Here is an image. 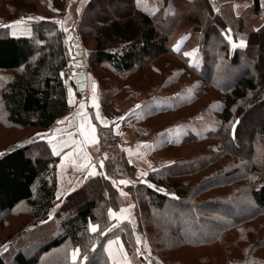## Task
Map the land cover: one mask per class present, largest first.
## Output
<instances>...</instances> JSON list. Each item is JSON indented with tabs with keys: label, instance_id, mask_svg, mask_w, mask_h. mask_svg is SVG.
Segmentation results:
<instances>
[{
	"label": "trees",
	"instance_id": "trees-1",
	"mask_svg": "<svg viewBox=\"0 0 264 264\" xmlns=\"http://www.w3.org/2000/svg\"><path fill=\"white\" fill-rule=\"evenodd\" d=\"M46 1L51 11L69 4L7 0L0 7L35 10ZM217 8L213 10L212 0H88L77 26L79 42L81 33L94 41L88 71L103 67L120 80L145 76L153 63L169 55L187 68V60L171 50L172 35L186 26L174 42L188 34L200 43V67L189 71L222 94L204 106L212 118L220 115V122L199 134L186 129L188 122L176 123L178 128L169 130L178 140L155 143L154 157L170 163L150 172L147 183L138 182L136 169L118 154L113 131L95 122L99 155L106 156L105 176L91 177L59 199L60 157L37 134L52 130L69 112L61 73L76 57L77 44L69 46L71 31L63 32L55 18L34 20L29 34L18 37L0 25V123L20 132L35 131L30 135L34 141L14 143L0 154V235L2 222L15 221L12 233L0 236V264H72L69 253L76 247L87 255L82 264H113L105 248L117 237L132 264H148L138 253L139 237L155 256L150 264L194 263L193 253L226 239L234 245L223 261L212 263L206 257L205 264H264V251L258 254L264 250V27L253 28L264 16L262 0H253L240 16L231 3ZM227 29L235 48L224 36ZM237 40L247 46H238ZM166 78L168 74L160 85ZM121 95L114 86L100 94L106 116L112 115V102ZM153 95L160 101L159 93ZM161 112L158 108L152 119ZM187 144L204 146L191 156L171 155ZM128 178L136 182L123 188L133 200L135 224H117L108 209L119 211L125 202L112 180ZM89 222L98 225L96 233L88 231ZM102 230L104 235L99 234ZM252 232L257 236L251 238Z\"/></svg>",
	"mask_w": 264,
	"mask_h": 264
},
{
	"label": "rangeland",
	"instance_id": "rangeland-1",
	"mask_svg": "<svg viewBox=\"0 0 264 264\" xmlns=\"http://www.w3.org/2000/svg\"><path fill=\"white\" fill-rule=\"evenodd\" d=\"M6 1L7 0H0V3H5ZM29 2H32V0H27V3ZM78 3L80 4V0H78ZM79 4L73 10L70 9V12H62L64 11L62 10L60 13L57 11H51V3L49 1L38 4L37 9L35 10H32L31 8L26 9L11 7L10 9H8L6 7H0V25L7 26L10 29L11 35H28L31 27L30 25L34 20L44 17L58 19L59 21H62L64 25L70 27L69 31H71L72 35H70L68 32L69 36H71L68 38L69 46L73 48V44H77L76 50L79 58L88 60L89 55H87V53L94 46V41L88 34L81 33V36L79 37V45V41L77 40L78 31H76V28L80 20V10L83 7L82 4ZM73 6V3L70 4V8ZM16 21H20L21 23L17 24ZM184 30H186V26L178 29L176 33L172 35L171 50L173 54L180 55L187 60V68L177 58L169 55L167 57H162L158 61L153 63V65L148 70H146L148 71V73L145 76L137 74L129 79L120 80L121 78H114L109 71L100 67H93L92 70L89 71L91 74H96L97 78H100V81H98L101 82L104 88L109 86L110 89L112 86H114V88H117V90H122V95L120 96V98L115 97L112 102L111 114L117 113L120 106L126 103L130 98L135 97L138 93H147L150 94V96L152 95L154 97L155 95L153 94L159 93L161 95V99L158 102L167 104L165 110H176L180 109L181 106H184V109L178 112L179 114H177L176 117L177 120H167V118H171L172 114L159 115L157 118L149 120L147 125L145 126V129L149 130L150 132L152 130L154 135H156L157 131L160 132L161 130H166L167 128L170 130L177 129L179 125L176 123L189 122L190 120L195 118L200 120L207 119L219 125L220 115L217 116L218 119L212 118V116L205 111L204 106L208 105V103L211 101L212 96V100L222 99L223 96L214 88L204 85L205 82L203 80H200L198 76H195L194 74L192 75L190 73L189 69H198L200 67L201 55L199 54V52L201 50V45L196 41V38L188 36V34H184L174 42V40L178 36H180ZM82 36L84 37L83 41ZM67 37L68 35L66 36V39ZM185 53H188L189 55L186 56ZM166 74H168V78H166L165 80V85L162 87L161 91H158L157 87L162 81L164 82V77ZM196 89L198 90V92H196ZM205 91H208L207 94L205 93ZM181 92H184L182 93L183 95L181 94ZM258 116L263 115L259 114ZM79 117L82 118V116ZM213 117L216 116L213 114ZM140 125H142V123ZM140 125L138 127L139 129ZM34 132V130L20 132L15 129H8L6 124L0 123V149H4L0 152V154L9 151L12 147L15 146L13 145L14 143L24 145L30 143L32 140L34 141L32 136H30ZM76 135L80 136L79 133H77ZM203 146L204 144H187V146H185L183 150L174 151L171 155L178 157L189 155L191 156L195 154L193 152L199 151L201 148H203ZM167 162L170 163L169 161ZM70 169L71 168L60 170V176H58V179L60 181V195L63 194L65 185L68 183V180L71 179V177H75V183L71 188L77 187L76 179L79 171H71ZM222 211L228 212L226 210ZM227 214H230L231 218L236 215L234 213ZM122 217H126L125 214ZM129 217H131V219L129 220L126 218L127 221H133V223L135 224L134 217H132V215H130ZM260 218L261 221H264V216H260ZM9 219L6 221V223L2 222V234L0 236H6V233L8 232L12 233L11 227H13L15 221H13L14 218L12 220ZM178 223L183 224L182 221H178ZM250 234L251 238H254L255 235L257 236V234L253 232ZM138 239L141 241V243H139L140 250L138 253L140 257L142 256L143 259L148 264H150L151 259L155 258V256L153 255V252L151 251L148 243L140 237ZM114 244L115 243L111 245V248L114 246ZM233 245V239H226L224 243L220 244L217 247L203 250L200 253H193L191 257L193 258L192 261L194 263L189 262V264H205V261L202 259L206 257L212 263H221L229 250L233 247ZM261 250L262 249H260L258 253L260 255H262L264 251ZM118 254L119 253L115 252L114 255L116 256ZM115 256L113 257L119 260L120 264H126V261L123 259L122 254L117 257ZM127 264H132L128 257Z\"/></svg>",
	"mask_w": 264,
	"mask_h": 264
},
{
	"label": "crops",
	"instance_id": "crops-1",
	"mask_svg": "<svg viewBox=\"0 0 264 264\" xmlns=\"http://www.w3.org/2000/svg\"><path fill=\"white\" fill-rule=\"evenodd\" d=\"M72 3L74 4V6L70 8V4ZM87 3L88 0H80V4L78 3V0H70L68 6L63 9L64 11L62 10L61 11L70 12L76 6H78V4L79 5L82 4L83 7L80 10V16H81ZM228 3H231L233 5L235 15L240 16L246 9L252 6L253 0H212L213 9L214 8L218 9L217 7ZM262 8L264 11V0H262ZM61 11H57V12L60 13ZM60 26L62 30L64 28H67L68 29L67 33L70 32L69 31L70 27H67V25L60 23ZM263 27H264V16H262L253 23V28L255 31H259ZM63 32L65 31L63 30ZM70 35H72V33H70ZM13 36L18 37L22 35H13ZM237 41H238L237 42L238 46H240L241 40H237ZM244 42L245 45L247 46V42L246 41ZM246 46L242 48H245ZM75 59L76 60L82 59L84 61V69L88 77V85H87L86 93H81L79 89L74 85L72 80L73 77L72 72L76 68L73 66V62L75 61ZM87 65H88L87 59L79 58L78 54L76 55L75 58L70 60L68 64V68L64 72V80L67 83L69 101L72 102L71 103L69 102L70 109L68 114L64 118L60 119V120H65L66 122L63 124H56L54 128L50 131L38 133L41 134L39 135L41 140H45L49 142L48 135L54 134L55 140H53L52 143H56L57 141H67V144L69 145L68 147H63L61 144H57V151L61 152V155H56L60 157V163L58 166V176H60L59 174L60 170L66 168H71L70 169L71 171L74 170L73 165L71 164V160L76 159L78 163L84 162L82 160V153H76V146L80 144L83 137L78 136L76 134L79 133V129H80L81 118L79 116L86 115L88 121H90L95 127L97 126L95 122H97L98 127L104 129H111L113 131L114 135L117 136L119 139L117 143L118 154H124L129 165L136 169V178L138 179V182L147 183L146 178L150 172L159 170V168L169 164L164 159L154 157L155 143L164 142L165 140H170L173 138L178 140V137H176L175 134L172 133L168 128L166 130H161L158 134L154 135L152 130L150 132L149 130L145 129V126L147 125L148 121L152 119L153 114L157 113L158 108L162 110L161 114H158V116L172 114L171 118H167V120L169 121L170 119L177 120L176 119L177 114H179L178 113L179 111L184 109V106H181L180 109H176V110H169V109L165 110L167 104L159 103L157 100L152 99L150 94L138 93L135 97L130 98L126 103L120 106L117 113L112 114L111 116H106L103 113L99 96L102 92L108 90L109 86L104 88L101 82H99L100 78H97L96 74H91L87 70L88 68ZM93 84L96 85L94 93L92 87ZM163 86L164 85H159L158 87L162 88ZM69 89H71V95L69 94ZM93 95H95L96 98L95 103L97 107H93V100H92ZM80 104L84 105L83 109L80 108ZM136 105H140V107L136 108ZM78 113H80V115H78ZM97 115H99L103 119L102 120L97 119ZM121 117H123V119H121ZM104 121H107L106 126L104 124ZM141 123L142 125H140ZM139 125H140V129L138 128ZM216 126H217L216 123H213L207 119L200 120L195 118L188 122V124L186 125V129L193 130L194 132H196V134H199L200 132L203 131L207 132L208 130L215 129ZM56 129H59L60 131H55ZM96 135H97V127H96ZM83 147H84V151L87 152L89 157L91 158L92 163L96 164L95 171L98 173L97 175L105 176L104 166L103 168H101L99 167V163H98L99 159L101 158V156L99 155V151H97V148H99V139L97 140V144L95 145L85 144ZM67 153H74L75 155L70 156L68 161H65V154ZM129 161H131V163ZM141 172H146L147 175L141 176L140 175ZM85 176H87V173H82L80 171L78 172V176L76 179L77 187L75 188H71L75 183L74 181L75 177H71V179H69L68 183L65 185L63 194L61 195L59 194V187H58L59 197L61 196L60 198H65V196H67L70 192L73 191V190L69 191L70 189L75 190L78 187H80L82 184H84L87 180H89L91 177H94V176H87V178L85 179ZM127 180H130L133 183H130L128 185H119L120 189H123L128 186H132V184L136 183L131 178H128ZM58 182H60L59 179ZM122 197L125 202L123 206V209H125V211L122 214V216H124L125 214L126 217H122L120 220H117L115 217L111 218L112 220H115L117 224H121L122 222L127 221V219L130 220L131 217L129 216L132 215L133 217L134 215V211H133L134 207L129 208V205L133 206L132 198L130 197L129 194L127 196H122ZM113 212L116 214V216H121L120 210ZM121 245L123 246L124 253L127 254L124 244L120 239L118 243H115L112 248L111 246L107 245V247H109V251L112 253V256H115L114 255L115 252L119 253L115 257L120 256L122 254L119 251ZM109 251H107L108 254Z\"/></svg>",
	"mask_w": 264,
	"mask_h": 264
},
{
	"label": "snow or ice",
	"instance_id": "snow-or-ice-1",
	"mask_svg": "<svg viewBox=\"0 0 264 264\" xmlns=\"http://www.w3.org/2000/svg\"><path fill=\"white\" fill-rule=\"evenodd\" d=\"M138 2H139V0H138ZM213 10L214 11H218V9H215V8ZM16 23L19 24L21 22L20 21H16ZM57 23H63V22L62 21H57ZM63 30L65 32L68 31L67 28H64ZM230 31H231L230 29L225 30L224 36L228 40L229 44H231V46L233 48H235V47H237V45L232 41V38L229 35ZM244 46H246L245 42L243 40H241L240 41V47H244ZM176 50H178V49H176ZM185 55L187 56L189 54L185 53ZM63 75L64 74L61 73V76H63ZM92 87H93V93H94L96 85L93 84ZM69 94L71 95V89H69ZM95 99H96L95 95H93V97H92L93 107H97V105L95 103ZM69 102L71 103L72 101H69ZM83 107H84V105L80 104V108L83 109ZM139 107H140V105H136V108H139ZM78 115H80V113H78ZM97 119L102 120L103 118L100 117L99 115H97ZM121 119H123V117H121ZM65 122H66L65 120H60V121H57V124H63ZM104 124L106 126L107 125V121H104ZM55 131H60V130L56 129ZM37 135L39 136L41 134H37ZM45 135H47V134H45ZM79 135L81 137H83V139L80 142V144L76 146V153H82V160L84 162L78 163V161L76 159H73V160H71V164L73 165L74 170L80 171L82 173H87V176H95V175L98 174L95 171L96 164L92 163L91 158L89 157L88 153L84 151V147L83 146L85 144H93V145L97 144L98 138H97V135H96V127L90 121H88L86 115L82 116V118H81ZM232 135L235 138V130L232 131ZM48 139H49V143L51 144V147H52V154L53 155H61V152L57 151V144H61L63 147H68L69 146L67 144V141H57L56 143H52V141L55 140V135L54 134L53 135H48ZM97 151H99V148H97ZM72 155H75V154L74 153L65 154V161H68L69 157L72 156ZM105 158H106V156L99 159V161H98L99 167L103 168L104 159ZM129 162L131 163V161H129ZM140 175L141 176H145V175H147V173L146 172H141ZM87 176H85V179L87 178ZM130 183H133V182L130 181V180H127V179H120L118 182L116 180H112V184H113L114 187H117L118 185H128ZM149 187H154V186L153 185H149ZM72 190H74V189H70L69 191H72ZM157 190H160V189H157ZM119 191H120V195L121 196H127L128 195V193L124 192L123 189H119ZM64 194H66V193H64ZM57 199H59V196L57 197ZM131 207H133V206L129 205V208H131ZM124 211H125V209L121 208L120 209L121 216H116V214L113 212V210L111 208H109L108 209V216H109V218L115 217L117 220H120L122 218V214L124 213ZM97 228H98V225L93 224L92 222H89L88 231H90L92 233H96L97 232ZM107 230L110 231L111 228H108ZM99 234L100 235H104L105 233L102 230V231H100ZM118 241H119V237L116 238V241L109 240L108 241V246H111L113 243H118ZM137 243L139 244V243H141V241L138 239ZM92 247L94 249L95 248V244H93ZM105 250L109 251V247H106ZM119 251H120V253L123 254V259L126 261V264H127V254L124 253L122 245L120 246ZM149 255H150V253H149ZM69 256H70V259L72 261V264H82L83 261L87 260V255L82 254L79 247L72 248L70 253H69ZM109 258L112 259L113 264H120L119 260L115 259L112 256V253L110 251H109Z\"/></svg>",
	"mask_w": 264,
	"mask_h": 264
},
{
	"label": "water",
	"instance_id": "water-1",
	"mask_svg": "<svg viewBox=\"0 0 264 264\" xmlns=\"http://www.w3.org/2000/svg\"><path fill=\"white\" fill-rule=\"evenodd\" d=\"M73 65L77 68L73 71V83L74 85L82 92L86 93L87 89V74L84 69V61L82 59H78L74 61ZM79 67V68H78Z\"/></svg>",
	"mask_w": 264,
	"mask_h": 264
}]
</instances>
